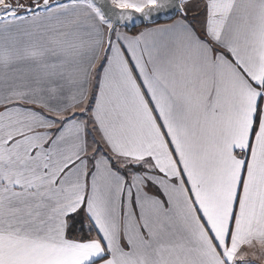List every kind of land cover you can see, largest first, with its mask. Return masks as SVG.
<instances>
[{
	"label": "snow or ice",
	"instance_id": "obj_1",
	"mask_svg": "<svg viewBox=\"0 0 264 264\" xmlns=\"http://www.w3.org/2000/svg\"><path fill=\"white\" fill-rule=\"evenodd\" d=\"M250 257L264 0H0V264Z\"/></svg>",
	"mask_w": 264,
	"mask_h": 264
},
{
	"label": "crops",
	"instance_id": "obj_2",
	"mask_svg": "<svg viewBox=\"0 0 264 264\" xmlns=\"http://www.w3.org/2000/svg\"><path fill=\"white\" fill-rule=\"evenodd\" d=\"M171 21H168V22H162V23H157V24H165V23H170ZM156 25H147V26H144V27H155ZM144 27H141V28H139L138 29V31H136V32H139V31H142L143 30V28ZM135 32V33H136ZM134 33V34H135ZM130 34V33H129ZM250 259L252 260V264H261V261L260 260H258V259H255L254 257H250Z\"/></svg>",
	"mask_w": 264,
	"mask_h": 264
},
{
	"label": "water",
	"instance_id": "obj_3",
	"mask_svg": "<svg viewBox=\"0 0 264 264\" xmlns=\"http://www.w3.org/2000/svg\"><path fill=\"white\" fill-rule=\"evenodd\" d=\"M168 21H170V20H167L166 18L165 19H159V20H157V23L168 22ZM147 25H153V24L129 25V29H127V31L129 32L132 29L140 28V27L147 26Z\"/></svg>",
	"mask_w": 264,
	"mask_h": 264
},
{
	"label": "trees",
	"instance_id": "obj_4",
	"mask_svg": "<svg viewBox=\"0 0 264 264\" xmlns=\"http://www.w3.org/2000/svg\"><path fill=\"white\" fill-rule=\"evenodd\" d=\"M139 28L136 29H132L131 31H129L130 34H134L136 31H138Z\"/></svg>",
	"mask_w": 264,
	"mask_h": 264
},
{
	"label": "rangeland",
	"instance_id": "obj_5",
	"mask_svg": "<svg viewBox=\"0 0 264 264\" xmlns=\"http://www.w3.org/2000/svg\"><path fill=\"white\" fill-rule=\"evenodd\" d=\"M144 27V26H143ZM141 28V27H140Z\"/></svg>",
	"mask_w": 264,
	"mask_h": 264
}]
</instances>
